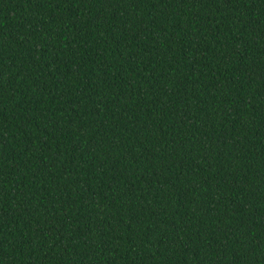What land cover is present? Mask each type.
<instances>
[{
  "label": "trees",
  "instance_id": "trees-1",
  "mask_svg": "<svg viewBox=\"0 0 264 264\" xmlns=\"http://www.w3.org/2000/svg\"><path fill=\"white\" fill-rule=\"evenodd\" d=\"M0 264H264V0H0Z\"/></svg>",
  "mask_w": 264,
  "mask_h": 264
}]
</instances>
